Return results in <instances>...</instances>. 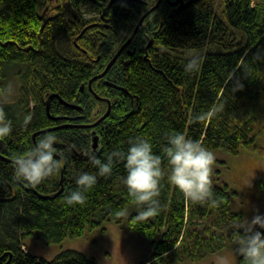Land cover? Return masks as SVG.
<instances>
[{
	"label": "trees",
	"instance_id": "trees-1",
	"mask_svg": "<svg viewBox=\"0 0 264 264\" xmlns=\"http://www.w3.org/2000/svg\"><path fill=\"white\" fill-rule=\"evenodd\" d=\"M48 1L0 0V94L8 68L18 67L20 82L15 100L0 101L13 125L11 135L0 139V154L11 160L34 149L33 134L54 127L51 116L80 113L81 123H93L107 111L108 102L96 98L89 80L105 69L155 0L147 5L116 0L107 12L109 28L91 26L78 45L75 37L94 22L81 6L92 0H58L56 10ZM109 1L101 0V7ZM183 1L189 4L179 12L168 15L166 6L153 11L137 36L141 43L131 45L136 51L130 64L118 58L104 77L93 81L94 90L112 104L102 122L93 128H60L37 136V143L49 133L57 137L55 158L61 167L55 175L33 187L16 177L14 162L0 157V264H99L72 249L45 260L24 244L36 233L48 243H60L91 230L106 231L108 221L122 223L116 212L134 203L123 184V162L114 164L110 177H98L83 206L65 203L77 187V175L95 173L92 156L103 159L116 150L126 152L129 141L140 137L163 158L167 137L175 133L199 141L213 153L264 150V0ZM145 31L154 39L147 50ZM192 59L199 67L189 73L184 66ZM107 81L126 87L128 93ZM52 93L82 108L53 97L49 114L46 101ZM93 130L100 137L98 149L92 147ZM224 162L216 157L213 166L216 206L186 200L165 177L157 197L158 214L140 219L139 211L129 215L128 228L150 241L151 258L141 264L202 260L235 239L243 215L232 209L234 191L221 180ZM62 169L64 189L56 195ZM39 193L50 197L41 198ZM236 264H241L238 255Z\"/></svg>",
	"mask_w": 264,
	"mask_h": 264
},
{
	"label": "clouds",
	"instance_id": "clouds-1",
	"mask_svg": "<svg viewBox=\"0 0 264 264\" xmlns=\"http://www.w3.org/2000/svg\"><path fill=\"white\" fill-rule=\"evenodd\" d=\"M186 72L198 70L196 59L185 64ZM8 94H11L9 89ZM30 117H26V120ZM13 125L3 109H0V139L11 135ZM57 137L51 133L44 135L34 149L25 157L15 160L16 177L33 187L55 175L61 161L56 159L54 145ZM164 156L153 152V145L137 137L129 141L126 152L116 150L101 159L92 156L90 163L95 173L81 172L77 175L76 189L65 198L67 206H83L86 193L96 184L98 177L108 178L113 173L114 164L123 162L126 175L122 178L129 196L139 206L137 219L154 217L159 212L157 197L160 195L162 179L173 185L183 197L195 204L216 206L212 188L213 166L216 161L213 151L199 141L187 138L182 133L167 137L163 148ZM166 161V163H165ZM117 216L126 215V209L116 212ZM264 216L256 215L251 220L237 226L234 232L236 253L241 257V264H264ZM217 264H226L223 257Z\"/></svg>",
	"mask_w": 264,
	"mask_h": 264
},
{
	"label": "rangeland",
	"instance_id": "rangeland-1",
	"mask_svg": "<svg viewBox=\"0 0 264 264\" xmlns=\"http://www.w3.org/2000/svg\"><path fill=\"white\" fill-rule=\"evenodd\" d=\"M56 10L58 0H49ZM40 7H44L41 6ZM81 9L87 18L98 15V8L91 2L83 4ZM53 12V10H52ZM120 48V47H119ZM18 67L8 68L4 92L1 100H15L19 95L20 82L16 74ZM11 89V94H8ZM6 98V99H5ZM264 147V139L262 140ZM215 157L225 162L221 167V180L233 190L231 207L243 215V222L251 220L256 215L264 216V150L241 151L233 154L222 149L214 151ZM140 211L135 203L126 208L121 224L114 221L106 223V231L91 230L83 237L67 238L60 243H48L38 233L28 236L24 244L29 252L45 260H53L64 250L72 249L96 259L99 264H141L151 258L150 241L139 232L132 231L127 226V220L132 212ZM235 239L228 247L208 255L197 261L175 262L174 264H217L223 257L226 264H236L237 255L234 247Z\"/></svg>",
	"mask_w": 264,
	"mask_h": 264
},
{
	"label": "water",
	"instance_id": "water-1",
	"mask_svg": "<svg viewBox=\"0 0 264 264\" xmlns=\"http://www.w3.org/2000/svg\"><path fill=\"white\" fill-rule=\"evenodd\" d=\"M116 0H110L109 3L107 4V6L105 7V10H108L111 5L115 2ZM125 1H134V0H125ZM162 0H158L155 5H153L150 9H148L139 19L138 23L136 24L134 30L132 31L131 35L129 36V38L127 39V41L118 49V51L114 54V56L110 59V61L108 62V64L106 65L105 69L99 73V74H96L94 75L90 80H89V83H88V88L90 89V91L96 96L97 99H100V100H106L108 102V108H107V111L95 122L93 123H87V124H78V125H75L77 127H81V128H93L95 127L98 123L102 122L110 113L111 111V108H112V104H111V100L108 99V98H105L101 95H99L93 88V81L97 78H102L106 75V73L108 72V70L113 66V64L116 62V60L118 59V57L120 56V54L123 52V50L130 44V42L133 40V38L135 37L136 33L138 32L139 28L142 26L145 18L147 17L148 14H150L152 11H154L160 4ZM179 1H181V4L179 6V9H183L185 8V6L188 3H185L183 0H177L175 1L173 4H177L179 3ZM88 26L85 27L81 33L76 36L75 38V43L77 44V40L80 36H82V34L87 30ZM78 45V44H77ZM135 52V49H128V53L129 54H133ZM125 64H128V62H124ZM107 84H109L110 86H113L115 88H118V89H121L123 91H125L126 93H128V89L124 86H120L114 82H111V81H107ZM85 87L86 85L83 84L82 85V89L85 90ZM53 97H58L62 100L63 103L67 104L68 106H71V107H74L76 109H81L82 107L81 106H78L76 104H72V103H69V102H66L65 100L62 99V97L57 94V93H52L49 95L48 99H47V109H48V113L50 114V102L52 100ZM65 126H69L68 124H65V125H60V126H54V127H50V128H47V129H43V130H40V131H37L33 134V139H34V142H35V145L38 144L37 143V136L40 134V133H45V132H50V131H53V130H57V129H60V128H63ZM99 135L96 133L95 130L92 131V147L93 149H98L99 148ZM0 145H2V141H0ZM0 157H2L4 160H7V161H12L15 163V160H11L7 157H5L4 155L0 154ZM60 189L57 191L56 195L60 194L63 189H64V169H62L61 171V178H60ZM39 196L41 198H48L50 197L49 195H44V194H41L39 193Z\"/></svg>",
	"mask_w": 264,
	"mask_h": 264
},
{
	"label": "flooded vegetation",
	"instance_id": "flooded-vegetation-1",
	"mask_svg": "<svg viewBox=\"0 0 264 264\" xmlns=\"http://www.w3.org/2000/svg\"><path fill=\"white\" fill-rule=\"evenodd\" d=\"M137 1H142V3H144L145 5H147L149 2V0H137ZM158 0H155L152 4H150V5H148V7L142 12V14H140V16H142L148 9H150L153 5H155V3L157 2ZM175 1H177V0H162L161 2H160V4H159V6L157 7V8H160V7H162V6H166V10H168V12H170L168 15H170V14H172L174 11H177V12H179V11H181V10H183V9H179V6H180V4H181V1H179V3H177V4H173ZM92 2L96 5V7L98 8V15L97 16H95V17H92V18H89V19H92L94 22H92V23H90V24H88V25H86L85 27H87L88 26V28H90L91 26H96V25H98V24H104L105 25V27L106 28H109V26L107 25V23H108V19H109V17H108V15H107V12H108V10H105V7L107 6H103V7H101V4H102V2H101V0H92ZM109 3V2H108ZM107 3V4H108ZM168 4L169 6H170V8H167V5H165V4ZM99 7H101V8H99ZM156 8V9H157ZM155 9V10H156ZM154 10V11H155ZM153 12V11H152ZM151 12V13H152ZM160 12H162V14L164 13V11L161 9V11ZM150 13V14H151ZM150 14H148L147 15V17L150 15ZM168 15H167V17H168ZM140 16L138 17V21H139V18H140ZM146 17V18H147ZM145 18V19H146ZM137 21V22H138ZM137 22H136V24H137ZM144 22H145V20H144ZM144 22H143V24H142V26L139 28V30H138V32L136 33V35H135V37L133 38V40L130 42V44L123 50V52L120 54V56L118 57V58H121L122 59V61H124V62H128V64H124V65H129L130 64V58H132L134 55H135V52L133 53V54H129L128 53V49H131V45H132V43H141V41L140 40H137V36H138V34L140 33L139 31H141L140 29L143 27V25H145L144 24ZM162 23H163V19L161 20V25H162ZM136 24H135V26H136ZM84 27V28H85ZM83 28V29H84ZM87 28V29H88ZM134 28L135 27H133V29H132V31L134 30ZM82 29V30H83ZM132 31H131V33H132ZM155 31V30H154ZM154 31H152L151 30V32H154ZM131 33H130V35H131ZM153 33H151V36H149V32H146L145 31V36L147 37V36H149V40H148V44H147V46H146V48H145V50H147V48L148 47H150L151 45H152V43H154V39H153V35H152ZM79 35V34H78ZM77 35V36H78ZM129 35V36H130ZM129 36L122 42L123 44L127 41V39L129 38ZM81 37V36H80ZM79 37V38H80ZM76 38V37H75ZM78 38V39H79ZM140 39V38H139ZM74 43H75V41H74ZM119 43V42H118ZM135 51H136V46H135ZM132 50V49H131ZM123 53H127L128 54V57H125L126 55H124ZM145 55L147 54V51L144 53ZM146 57V56H145ZM118 60V59H117ZM116 60V61H117ZM83 90V89H82ZM84 91V90H83ZM104 101H106V100H104ZM52 117V119L54 120V121H56V123L54 124V126H60V125H65V124H68L69 126H65V127H63V128H78L77 126H75V125H78V124H87V123H81L79 120H80V117H81V114L80 113H73V114H71V115H56V116H51Z\"/></svg>",
	"mask_w": 264,
	"mask_h": 264
}]
</instances>
